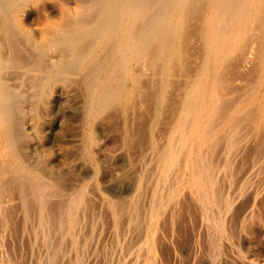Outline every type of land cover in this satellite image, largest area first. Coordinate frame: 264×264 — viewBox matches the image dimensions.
Wrapping results in <instances>:
<instances>
[{"label":"rangeland","instance_id":"1","mask_svg":"<svg viewBox=\"0 0 264 264\" xmlns=\"http://www.w3.org/2000/svg\"><path fill=\"white\" fill-rule=\"evenodd\" d=\"M44 1L100 30L1 59L0 264H264V0Z\"/></svg>","mask_w":264,"mask_h":264},{"label":"bare ground","instance_id":"2","mask_svg":"<svg viewBox=\"0 0 264 264\" xmlns=\"http://www.w3.org/2000/svg\"><path fill=\"white\" fill-rule=\"evenodd\" d=\"M38 1L42 3V8L46 7V4H45L46 2L44 0H0V61H1V59L6 58L5 57V50L7 48H13L14 45L16 44V42H18V41H21L26 46L32 45V46L36 47L40 52L44 51L43 49L46 46H48L49 44H52L55 47L56 51H58L59 53H62L63 44L65 43V41H70V40H72V42L78 41L77 39H80V37H83L84 39L92 37L91 38V40H92V39H94L93 36L97 35L96 33L100 30V27L98 26V24L93 25L94 26L93 28H91V27L87 28L86 25H84L81 27H79V26L75 27L74 26V28L72 27L73 29L66 30L64 26L68 22V20H69L68 17L71 14H69V12L66 11L64 8L63 10H61L59 12V14H52V16L45 15V18L40 21L41 34H40V38L37 40L34 37L33 27H31L30 23L27 20L28 12H26L25 17H20L19 14L22 10H25V8L27 6L32 5L34 2H38ZM74 23H75V21H74ZM142 26H143V24H142ZM216 33H217V31H216ZM57 34H59V35L61 34V36H60L61 38L56 40V39H54L53 36H55ZM129 40H130V38H129ZM40 56H43V55H40ZM11 60L16 61L13 58ZM2 62H4V60L1 61L0 64H2ZM8 63H10V61ZM58 64H60L59 67H61V66H63L64 63L62 64V61H61ZM4 66H5V64H4ZM37 69H39L38 71L43 72V73H45V71L48 70V67L46 66V64L44 63L42 58L39 59V66ZM137 71H140V70H137Z\"/></svg>","mask_w":264,"mask_h":264}]
</instances>
